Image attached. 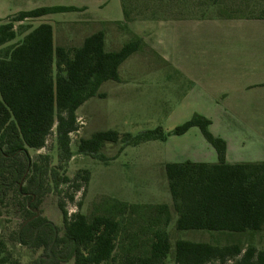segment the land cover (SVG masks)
<instances>
[{"label":"trees","instance_id":"16d2710c","mask_svg":"<svg viewBox=\"0 0 264 264\" xmlns=\"http://www.w3.org/2000/svg\"><path fill=\"white\" fill-rule=\"evenodd\" d=\"M120 1L124 23L264 19V0H147L145 6L138 0ZM74 11L72 7L40 8L0 24V216L3 206H13L12 197L18 199L23 222L15 241L42 251L41 257L47 258L42 264H166L170 253L175 264H264V247L244 248L240 237L224 246L185 240L171 243L168 228L173 214L175 229L180 232L231 236L264 233V162L227 163L226 142L214 136L209 130L211 121L198 114L170 133L161 128L136 136L106 131L81 139V154L106 161L100 152L107 144L121 142L124 147H136L165 142L170 136H183L198 128L218 160L165 165L172 207L103 199L90 215H84L78 211L69 214L61 200L64 232L57 236L50 254L55 229L33 210L46 194H62L64 184L72 186V193L66 196L73 202L75 194L88 186L90 174L84 171V176L70 180L60 174V167H50L48 157L34 160L29 150L44 149L56 128L60 160L63 165L70 162L71 135L79 131L77 111L94 97L105 98L99 93L101 86L108 81L120 82V67L146 46L143 39L130 34L121 49L107 51L104 32L86 37L80 46H56L53 27L48 23L7 46L19 36L16 24ZM29 28L21 26L27 31ZM0 253V264H20L2 241Z\"/></svg>","mask_w":264,"mask_h":264},{"label":"rangeland","instance_id":"374dc122","mask_svg":"<svg viewBox=\"0 0 264 264\" xmlns=\"http://www.w3.org/2000/svg\"><path fill=\"white\" fill-rule=\"evenodd\" d=\"M137 2L145 6L147 0ZM17 14L10 11L0 13V24L6 18ZM72 17L69 12L51 14L47 17L46 23L53 26L57 32L60 27L66 29ZM41 23L34 21L29 24L30 28L24 35L25 31L20 25H16L19 36L7 46L22 41L26 34L35 30ZM221 23L225 22L220 21L219 24L212 25L209 22L184 21L164 28H159L157 24L151 26L152 32L161 39L159 51L161 50V55H165L170 64L163 62L147 45L123 63L119 69V75L123 78L122 83L114 81L104 83L99 93L104 94L105 98L94 97L77 111L79 131L71 135L70 148L73 156L66 165L62 164L59 157L56 128L49 136L44 149L29 150L34 160L40 156L48 157L50 167H60V174L70 180L84 176V171L90 174L88 186H84L75 194L73 202L66 196L73 191L70 184L60 187L62 194L50 192L41 199L38 213L57 228L59 236L64 232L62 213L59 209L61 200L66 202L69 214L78 211L84 215H90L103 199L133 205L172 207L165 165L185 162L210 163L214 160L212 155H215V163L218 160L215 150L205 140L200 129L192 128L183 136H170L165 142L153 141L136 147H124L121 142L107 144L100 152L106 161H101L78 151L80 140L88 139L96 132L115 131L136 136L161 128L164 132L170 133L198 114L214 122L209 129L210 132L213 135H221L228 141L235 162H251L247 134L236 136L235 129L238 130L240 127L231 125L232 122L221 109L225 103L224 95L216 96L214 99L205 96L202 99L200 91L194 84L199 70L200 53L197 52V44L200 48L204 47L205 61L215 59L214 61L219 62L222 68L235 70L239 57L240 61L245 58L237 50L243 47L242 43L237 42L233 31L227 33L224 27L220 26ZM109 43V38L105 37L107 51H117L122 47L112 49ZM55 45L57 46L56 40ZM190 89L192 93L189 92ZM10 203L13 204L12 207L1 208L0 241L6 244L13 258L20 264H35L42 256V251H35L15 241L14 237L23 218L17 204L18 199L12 197ZM175 223L176 215L173 214L168 228L173 244L176 240H185L224 246L236 242L240 237L244 248L252 245L260 250L264 247V233L254 236L247 234L231 236L208 231L180 232L176 231ZM2 256L0 253V259ZM67 264H74V261ZM166 264H175L173 253L169 254Z\"/></svg>","mask_w":264,"mask_h":264},{"label":"crops","instance_id":"0c3cea01","mask_svg":"<svg viewBox=\"0 0 264 264\" xmlns=\"http://www.w3.org/2000/svg\"><path fill=\"white\" fill-rule=\"evenodd\" d=\"M72 7L76 11L72 14L71 22L66 29L59 28L57 32L53 27L54 42L57 46H80L84 39L98 32H104L105 37L110 40L109 46L123 47L129 41L130 34L143 39L145 44L160 57L163 62L170 64L165 55L159 51L160 41L152 27L157 24L159 28L181 22H209L219 24L224 30L233 31L237 42L243 47L237 50L245 57L237 61L235 70L226 69L216 63L204 59V47L197 44L199 58V70L195 77L196 89L203 97L214 99L216 96L225 97L224 115L232 122L231 125L240 127L235 129L236 136L247 134V145L251 151V162H264V19H206V20H178V21H134L124 23V13L120 0H0V13H21L31 12L40 8ZM10 9V10H9ZM15 9V10H14ZM15 16V15H13ZM10 16V17H13ZM47 16L37 20H26L16 25L30 26L34 21L46 23ZM6 18L8 21L10 18ZM4 21V22H5ZM215 22V23H214ZM41 23V24H42ZM153 24V25H152ZM24 30V29H23ZM23 35L27 32L24 30ZM121 47V48H122ZM120 48V49H121ZM115 51V50H111ZM120 76V75H119ZM186 78V77H185ZM189 80V78H187ZM186 79V80H187ZM123 78L120 76V82ZM192 87V83L190 82ZM192 93V89L189 91ZM200 98V96H198ZM204 117V116H203ZM210 119L213 120L210 116ZM206 118V117H205ZM214 122H211L212 127ZM223 139L227 144L226 161L229 164H238L233 160L228 141L221 135H214ZM241 139L240 137H235ZM212 162L215 163V155H212ZM218 159V158H217Z\"/></svg>","mask_w":264,"mask_h":264},{"label":"water","instance_id":"95a60500","mask_svg":"<svg viewBox=\"0 0 264 264\" xmlns=\"http://www.w3.org/2000/svg\"><path fill=\"white\" fill-rule=\"evenodd\" d=\"M21 186H22V184H21ZM33 212L36 214V217L39 216V213H38V210H37V209L33 210ZM28 222H29V221H27V222L25 223V225H26ZM25 225H24V226H25ZM53 227H54V229H55V237H54L53 244L51 245V247H50V249H49L50 254H51V251H52L53 245L55 244V241H56L57 236H58V232H57L56 227H55L54 225H53ZM40 228H41V227H40ZM40 228L36 231V234H35V237H34L33 241L36 239V237H37V235H38V232H39ZM22 229H23V227L21 228L20 233H21ZM20 233H19V238H20ZM33 241H32V242H33ZM32 242H30L29 245H31ZM51 258H52V256H51ZM46 259H47L46 257H40V258H39V263H38V264H42V261H43V260H46Z\"/></svg>","mask_w":264,"mask_h":264}]
</instances>
